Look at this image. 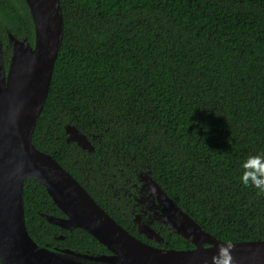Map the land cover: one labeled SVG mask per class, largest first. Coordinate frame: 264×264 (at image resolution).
<instances>
[{
    "label": "trees",
    "instance_id": "1",
    "mask_svg": "<svg viewBox=\"0 0 264 264\" xmlns=\"http://www.w3.org/2000/svg\"><path fill=\"white\" fill-rule=\"evenodd\" d=\"M59 2L62 44L33 146L142 242L158 246L117 217L111 188L140 172L216 239L264 241V195L239 179L242 161L264 153V0ZM9 34L33 45L25 0H0L5 65ZM67 125L87 137L91 152L66 141ZM23 206L40 247L108 254L83 230L44 220L63 214L36 181H24ZM166 241L193 248L173 233Z\"/></svg>",
    "mask_w": 264,
    "mask_h": 264
},
{
    "label": "water",
    "instance_id": "2",
    "mask_svg": "<svg viewBox=\"0 0 264 264\" xmlns=\"http://www.w3.org/2000/svg\"><path fill=\"white\" fill-rule=\"evenodd\" d=\"M34 27L31 46L9 35L12 54L5 70L0 46V262L2 264H85L40 247L29 236L24 218L25 180L43 186L63 217L43 215L65 231L80 229L109 252L86 256L65 250L76 259L103 264H211L224 243L205 232L153 180L138 175L161 207L157 221L190 243L191 249H170L142 242L114 221L89 193L49 154L32 144V135L47 98L54 65L62 44L63 17L59 0H25ZM66 141L91 152L87 137L74 126L65 127ZM36 172H39L37 175ZM138 233L162 244L150 226L138 223ZM235 264H264V241L233 243Z\"/></svg>",
    "mask_w": 264,
    "mask_h": 264
},
{
    "label": "flooded vegetation",
    "instance_id": "3",
    "mask_svg": "<svg viewBox=\"0 0 264 264\" xmlns=\"http://www.w3.org/2000/svg\"><path fill=\"white\" fill-rule=\"evenodd\" d=\"M9 35H8V38H9ZM11 51H12V44H11ZM2 59H3L5 70H7L9 63L8 65H5L3 54H2ZM10 59H11V55H10V58L7 60V62H10ZM139 174L141 175L143 173L140 172ZM117 186L115 185L111 186L112 189L115 188L114 195H116V198L113 199L114 202L112 201L111 202L113 203V205L115 204L116 212H119L117 217L121 219L122 221L123 219L124 221L129 219L131 222L129 229L132 233H135L136 235L143 236L142 234L138 233V223L148 225L154 230L157 229L155 231L163 238V243L156 244V245H158V247H161V248H166L168 246V241H166V238L170 236L171 232L166 226L160 224L157 221V219L161 216V207L158 205L155 195H153L151 191L148 189L146 190L142 189V183L139 181L138 177H137V180L133 183L128 184V181H127V182H123L121 186L119 187ZM165 228H167L168 231H166ZM161 234H163V236ZM56 239L63 241L64 236L59 235V237ZM55 250L56 251L54 253L56 254L64 255L66 257L72 258L74 260H78L85 264H103L100 262H95V261L86 260V259H76L75 256L65 253L64 252L65 250L59 251L57 248H55ZM75 254H79V253H75ZM80 255H86L89 257L93 256V255H87V254H80ZM101 255H107V254H101ZM97 256H100V255H97Z\"/></svg>",
    "mask_w": 264,
    "mask_h": 264
},
{
    "label": "clouds",
    "instance_id": "4",
    "mask_svg": "<svg viewBox=\"0 0 264 264\" xmlns=\"http://www.w3.org/2000/svg\"><path fill=\"white\" fill-rule=\"evenodd\" d=\"M240 183L247 188L256 190L264 195V153L249 155L241 163ZM38 175L39 172H36ZM233 243L228 240L217 247L215 255L211 256V264H235L232 252ZM205 264H208L206 261Z\"/></svg>",
    "mask_w": 264,
    "mask_h": 264
}]
</instances>
